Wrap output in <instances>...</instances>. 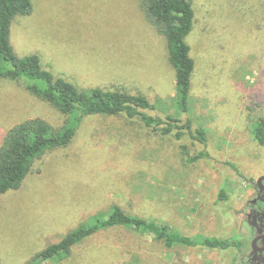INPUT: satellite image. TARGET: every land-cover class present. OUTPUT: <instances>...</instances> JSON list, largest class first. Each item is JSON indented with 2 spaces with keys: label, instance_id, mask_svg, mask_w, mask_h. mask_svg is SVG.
Instances as JSON below:
<instances>
[{
  "label": "rangeland",
  "instance_id": "374dc122",
  "mask_svg": "<svg viewBox=\"0 0 264 264\" xmlns=\"http://www.w3.org/2000/svg\"><path fill=\"white\" fill-rule=\"evenodd\" d=\"M31 2V14L11 25L16 55H37L43 69L83 91L142 95L155 106L148 115L190 120L206 143L162 136L123 115L85 118L68 147L46 152L20 189L0 195V264H26L112 206L198 244L167 248L114 227L74 246L60 264H235L234 249L211 250L201 241H238L248 231L244 204L264 174V146L251 135L264 117V0H192L186 41L195 71L186 114L175 106L166 41L139 0ZM32 118L54 129L66 121L21 80H0V145L11 127ZM200 152L204 159L188 162ZM221 189L226 201H218Z\"/></svg>",
  "mask_w": 264,
  "mask_h": 264
},
{
  "label": "trees",
  "instance_id": "16d2710c",
  "mask_svg": "<svg viewBox=\"0 0 264 264\" xmlns=\"http://www.w3.org/2000/svg\"><path fill=\"white\" fill-rule=\"evenodd\" d=\"M140 10L147 23L166 41L168 62L174 72L175 106L183 114L188 112L191 80L195 62L186 41L193 31L195 12L192 0H139ZM31 0H0V80L22 81L25 89L34 97L50 104L66 121L60 129H54L41 118H32L11 127L0 145V195L20 189L30 174L34 163L48 151L68 147L76 130L87 117L118 116L138 119L142 125L162 136L173 134L181 140L186 134L191 140L205 144V131H191V121L148 115L155 106L144 96L120 90L94 88L80 90L62 77L54 76L43 69L37 55L18 56L10 44V29L17 17H27L32 12ZM253 140L264 146V117L257 119L251 130ZM200 152L188 159L195 163L204 159ZM227 200V191L218 192V201ZM114 227H123L163 241L167 248L173 246L196 247V238L181 235L169 227L153 221L131 216L119 206H112L105 215H97L88 223L65 235L60 242L50 245L36 254L26 264L62 263L67 260L74 246L97 232ZM238 241L205 237L201 245L211 250H226L240 247Z\"/></svg>",
  "mask_w": 264,
  "mask_h": 264
},
{
  "label": "flooded vegetation",
  "instance_id": "af4514ba",
  "mask_svg": "<svg viewBox=\"0 0 264 264\" xmlns=\"http://www.w3.org/2000/svg\"><path fill=\"white\" fill-rule=\"evenodd\" d=\"M264 174L257 176L253 183L251 197L244 204L245 224L248 231L240 234L242 243L235 250V264H264V180L262 190L258 188V180Z\"/></svg>",
  "mask_w": 264,
  "mask_h": 264
},
{
  "label": "water",
  "instance_id": "95a60500",
  "mask_svg": "<svg viewBox=\"0 0 264 264\" xmlns=\"http://www.w3.org/2000/svg\"><path fill=\"white\" fill-rule=\"evenodd\" d=\"M264 180V177H261L259 180H258V188L260 190H262V186H261V182Z\"/></svg>",
  "mask_w": 264,
  "mask_h": 264
}]
</instances>
